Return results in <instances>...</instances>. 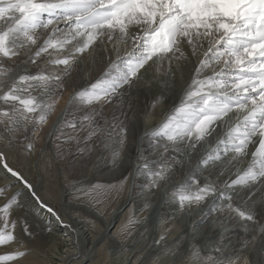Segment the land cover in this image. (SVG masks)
Masks as SVG:
<instances>
[{
	"label": "snow or ice",
	"instance_id": "6c2138e0",
	"mask_svg": "<svg viewBox=\"0 0 264 264\" xmlns=\"http://www.w3.org/2000/svg\"><path fill=\"white\" fill-rule=\"evenodd\" d=\"M86 61L91 71L106 66L77 87L74 76ZM178 80L186 81L179 104L145 133L156 159L140 155L135 165V174L148 178L143 209L150 210L152 197L163 191L182 212L208 207L243 222L251 235L242 247L259 244L248 254L230 251L220 221L219 240L207 253L190 243L187 264H264V221L254 210L264 205V0H0V168L41 211L60 220L11 166L6 149L19 145L31 155L45 134L54 135L57 158L75 145L87 164L102 145L117 165L128 140L125 108L131 111L132 90ZM70 88L67 108L49 129ZM163 101L158 95L152 107ZM107 107L113 108L110 118ZM127 182L124 176L118 187L94 185L98 202L113 190L123 192ZM28 212L18 194L0 204V248L20 245L0 253V264H19L29 255L16 235L22 221L24 234L32 236ZM138 223L130 217L126 238ZM171 231L165 228L154 243ZM178 255L176 244L165 245L156 259Z\"/></svg>",
	"mask_w": 264,
	"mask_h": 264
},
{
	"label": "bare ground",
	"instance_id": "6f19581e",
	"mask_svg": "<svg viewBox=\"0 0 264 264\" xmlns=\"http://www.w3.org/2000/svg\"><path fill=\"white\" fill-rule=\"evenodd\" d=\"M105 66L106 65H97V70L91 71V65L86 61L81 65V69L84 71H82L80 75L74 76L76 86L86 85L94 80L96 76H98L99 71ZM85 71L88 73L87 75L84 74ZM81 76H83V78H81ZM149 78L151 79V74ZM163 79L164 78L161 77V81ZM185 83L186 81L178 80L174 86H168L162 82H153L150 87L141 86L132 90L131 111H129L127 107L125 108V111L128 112L126 122L129 128V135L127 144L122 153V158L117 165L111 163L110 149H105L102 145L94 147L91 159L87 164H84L77 157L75 145L72 146V152L69 153L67 149H65L63 158H57L54 135L49 136L45 134L44 138L38 143L37 150L31 155L24 152L22 146L19 145L10 150L6 149V151H8L9 163L24 174L33 184L38 194L55 207L59 211L61 217L60 220H57L54 216L41 211L33 202L31 203L30 200L25 199L23 201L30 209L31 214L40 219L42 226H45L43 227V231L47 233V229L50 227L52 231L48 232V234H52H47L51 239L49 238L47 241L46 239H35L32 244H27V241L24 242L18 238L20 243L29 251V255L23 258L19 264H107L109 260L111 264H137L143 253L145 255L149 251H152L153 245L151 243L145 245L143 242L144 240H141V238L137 239L138 236L143 233L142 226H146L142 209L143 203L145 199L148 198L149 194L144 187L147 184L148 178L143 175H136L135 165L140 155L149 156L150 159H156L155 155H151L153 149L150 139L145 133L155 128L165 119L169 111L175 105L179 104ZM72 90L73 89L70 88L61 98L56 112L53 114L49 123V129H51L54 122L60 119L61 112L67 108L68 96L71 94ZM160 94H163L164 101L162 104L156 105V107L153 108L152 105L154 100ZM73 111H76L75 107ZM112 112L113 108L107 107L104 110V116L110 118ZM149 112L151 113L150 115H148ZM117 115L120 116V113H117ZM68 118L71 119V115H69ZM120 118L123 119L122 116ZM99 122L103 124V119H100ZM85 135L86 132L80 133L81 138ZM81 146L84 145L82 144ZM0 147L3 146L0 145ZM193 163H195V161ZM67 165H74L72 166V171L76 169L79 175L85 179H90L92 182H106L107 185L105 188L108 185L119 186V182L123 177L128 176V183L124 191L120 194V196L124 195L123 203L120 202L118 195L115 190H113L110 195L115 196L117 200L115 201L116 205L114 206L112 204L109 210L107 203L112 196L110 197V195H107L98 202L97 193L100 191L99 189H97L93 195L90 196L89 194V197H87L85 201L78 202L71 192V187L68 186V183L65 184L66 175L68 174ZM184 175H186V173H184ZM178 178L182 179L183 176L181 175ZM113 182L117 183L115 184ZM16 183L18 182L8 176L5 171L0 168V188L8 186L6 187L5 197L0 198V204L4 203V199L13 194H18L19 196L22 194V191L25 189L20 183L14 186ZM162 192L163 191L158 192L152 197L153 204L155 202L158 203L157 205L159 206V204L161 205V203L164 202L163 200L166 198H162ZM135 207L139 209V214H137L140 223H138L137 226L140 227L136 228L134 235L130 237L131 240H128L122 235L125 231V227L128 226V221ZM66 209L85 212V214L95 219L94 222H99L97 225L98 231H95L96 228H91L92 225L89 223V221H92L91 219L82 218L76 212L67 213ZM158 210L159 209L156 211ZM254 210L259 214V218L264 221V205L257 204ZM170 211L171 209L169 213L165 212L160 214L164 215L159 229V232L162 234L165 228L171 226H176L178 230H183V228L186 227L187 232L193 229L195 235L198 236L207 235L208 233L212 239L218 241L221 232L219 222L223 221V226L228 229V231L224 233L226 238L224 242L229 244L230 251L236 249L242 254H248L250 250L259 247V244H252L249 245L247 249L243 248V243L250 238L251 234L239 228L244 225L243 223L226 214L211 212L208 207H203L190 211L189 214L184 215L179 213L178 216H180L177 218V221H175V219L171 218L173 212L170 213ZM31 214L28 213V215H30L29 217H31ZM63 224L67 226V232L69 234L64 233L59 235L58 232L64 228ZM99 224H102L101 226L104 227H98L100 226ZM68 225L70 227H68ZM177 233L178 232L172 230L167 237V242L165 241L164 243L169 244V242L174 239L178 240V237L176 238ZM181 235H183V232ZM183 241L184 239H182L179 244L181 245ZM51 244H54V246ZM161 245H163L162 242ZM177 246L179 245L177 244ZM18 247H20L19 244H13L6 248H0V253L13 251ZM158 247L159 246L155 248ZM162 249H164V247ZM43 252L46 253L44 256L42 255ZM97 258L98 260L94 262V259Z\"/></svg>",
	"mask_w": 264,
	"mask_h": 264
},
{
	"label": "rangeland",
	"instance_id": "374dc122",
	"mask_svg": "<svg viewBox=\"0 0 264 264\" xmlns=\"http://www.w3.org/2000/svg\"><path fill=\"white\" fill-rule=\"evenodd\" d=\"M129 133V132H128ZM129 135V134H128ZM25 152V151H24ZM11 164V163H10ZM13 168H15L13 165H11ZM68 166V174L66 175V181H65V184L66 183H68V186L69 187H71V192L73 193V195L76 197V200L78 201V202H83V200L85 201L86 199H87V197H89V194H90V196L91 195H93V193H95V191L97 190V189H94L93 188V186L94 185H101V186H106L107 185V183L105 182H103V183H99L98 181H94V182H92L90 179H85V178H83L82 176H80L79 175V172H77V170L75 169L74 171H72L73 169H72V166H74V165H67ZM69 167H70V169H69ZM4 171V170H3ZM9 176V175H8ZM12 178V177H11ZM83 178V179H82ZM13 179V178H12ZM113 183H117V182H113ZM128 183V182H127ZM147 183H148V181H147ZM19 183H16L14 186H17ZM72 184V185H71ZM74 186V187H73ZM83 187V188H82ZM118 187V186H117ZM74 189V190H73ZM81 189H82V191H81ZM90 190V191H89ZM26 193V194H25ZM122 193V192H121ZM121 193H119L118 194V197H119V200H120V202L121 203H123V199H124V195H122V196H120V194ZM163 196H162V198H164L165 197V192H162L161 193ZM73 195H72V197H73ZM87 195V196H86ZM21 196V197H20ZM19 197H20V199H21V201L23 202L25 199L27 200H30V202L32 203H34L35 205H36V202L31 198V196L29 195V192H28V190H23L22 191V194L20 195ZM28 196V197H27ZM113 198H112V197ZM110 197H111V199H110V201L107 203V205H108V209L110 210V208L112 207V204L115 206L116 205V200H117V198H115V196H113V195H110ZM74 198V197H73ZM32 199V200H31ZM68 199V198H67ZM164 202H162L161 203V205L159 204V206L157 205L158 203H155L154 202V204L152 203V208L150 209V210H144V209H142L143 210V215L145 216V217H147V219L145 220V222H146V226H142L143 227V233H141V235H142V237H141V235H139L138 236V238L137 239H139V238H141V240H144L143 242L145 243V245L146 244H149V243H151L152 245H153V248L151 249L152 251H149L147 254H145L144 255V253H143V255L141 256V258L138 260V262H137V264H175V262L177 261V260H181V261H184V264H187V260L185 259V257L187 256V249H188V246H189V244L190 243H192V241H193V243H196V244H200L201 246H202V248H201V250H202V252H204V253H207V251L209 250V248L207 247V246H209L210 244H212V243H214V242H217L215 239H212L211 237H210V235H208V233H207V235L206 234H204V235H201V236H198V235H195V231L192 229L191 231L189 230L188 232L186 231V227L185 228H183V230H178L177 228H176V226H171V228H172V230H174L175 232H178L177 234H176V238L178 237V240L177 239H174V240H172V241H170L169 242V244L168 243H164L165 241L167 242V239L165 240V241H163L162 242V244L163 245H156L155 243H153L155 240H157V239H159V236L162 234V233H160L159 232V229H160V224H161V220H163V218H164V215H160L161 213H165V212H168L169 213V210L171 209V211H170V213H172L173 212V214H172V219H175V221H177V218L180 216H178V214L180 213V214H189V212H181L179 209H178V207H177V205L175 204V203H170L169 201H166V199L165 200H163ZM168 202H169V204H168ZM24 203V202H23ZM109 203H110V205H109ZM166 205H165V204ZM26 204V203H25ZM33 204V205H34ZM157 205V206H156ZM163 205V206H162ZM173 205V206H172ZM166 208H165V207ZM175 206V207H174ZM55 208V207H54ZM168 208V209H167ZM56 209V208H55ZM157 209H159L158 211H156ZM57 210V209H56ZM67 211V213H71V212H76V213H78V215L80 216V217H82V218H87V219H91L92 221L90 222L89 221V223H91V228H96L95 229V231H98V229H97V225H98V221L97 222H94L95 221V219H93V218H91L90 216H88L87 214H85V212H81V211H77V210H69V209H66ZM137 210V211H136ZM163 212H162V211ZM58 211V210H57ZM59 212V211H58ZM29 214H31V211H30V209H29V212H28ZM28 213H25L24 215H26V217H27V222H28V225L30 226V231L32 232V236L31 237H29V236H26L25 234H24V232H23V222L22 221H20V222H18V224H17V228H16V235H17V237L18 238H20L21 240H23L24 242H28L27 244H32V242L33 241H35V239H42V240H45L46 239V241H47V239L49 240V238H50V236L48 237V235H51L52 233H49L48 234V232L47 233H45V231H43V227H45V226H42V222L40 221V219H38L36 216H34V215H32L31 214V217H29L30 215H28ZM135 213V214H134ZM139 214V209L137 208V207H135V209H134V211H133V214H132V216L131 217H135L136 219H138L139 217H138V214ZM60 214V213H59ZM137 214V215H136ZM159 214V215H158ZM20 214L19 213H13V216L14 217H16V216H19ZM135 215V216H134ZM137 216V217H136ZM187 216V215H186ZM54 218H56L55 216H54ZM61 218V217H60ZM159 218V219H158ZM37 219V220H36ZM30 220V221H29ZM160 222H159V221ZM241 223H243V222H241ZM40 224V225H39ZM64 225V224H63ZM100 226H98V227H100V228H103L101 225L102 224H99ZM138 224H136L135 226H134V230H133V234L132 235H134V231L136 230V228L138 227H140V226H137ZM243 225V224H242ZM69 226V225H68ZM130 227L131 226H128V227H125V231H124V233H123V235L122 236H124V238L126 237V233H127V231L130 229ZM178 227V226H177ZM248 227H253L251 224H249V226ZM162 228H165V227H162ZM239 228H241V229H243L244 230V225L243 226H240ZM127 229V230H126ZM67 226H65L64 225V228L62 229V230H60L59 232H58V234L59 235H62V234H69L68 232H67ZM155 232H156V234H155ZM183 232V235H181V233ZM48 234V235H47ZM159 236H158V235ZM146 235V236H145ZM196 238V239H195ZM29 239H32V240H29ZM51 239V238H50ZM128 240H131V238L130 237H128L127 238ZM182 239H184V241L181 243V245L179 244V242H181V240ZM208 239V240H207ZM210 239V240H209ZM212 239V240H211ZM30 242H29V241ZM192 240V241H191ZM142 242V243H143ZM49 243V242H48ZM205 243V244H204ZM173 244H178L179 246H177L178 248H179V255L177 256V257H175V258H173L172 259V257H170V256H164V258L163 259H161V260H157L156 258H157V256H163V247H165V245H167V246H172ZM208 244V245H207ZM52 246H54V244H51ZM140 245V244H139ZM156 245V246H155ZM130 246H132V245H130ZM157 247V246H159L158 248H155V247ZM157 250V251H156ZM160 250H162V251H160ZM104 251V250H103ZM103 251H102V253H103ZM155 251V252H154ZM101 253V254H102ZM182 253V254H181ZM46 253L45 252H43L42 253V255L44 256ZM141 254V253H140ZM54 255H56V254H54ZM139 255V254H138ZM47 256V255H46ZM45 256V257H46ZM109 259H112V258H109ZM108 259V260H109ZM98 260V258L97 259H94V262H96ZM107 264H111V261L109 260V263H107Z\"/></svg>",
	"mask_w": 264,
	"mask_h": 264
}]
</instances>
